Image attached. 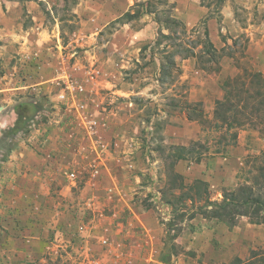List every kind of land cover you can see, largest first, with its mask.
I'll use <instances>...</instances> for the list:
<instances>
[{"label":"rangeland","instance_id":"374dc122","mask_svg":"<svg viewBox=\"0 0 264 264\" xmlns=\"http://www.w3.org/2000/svg\"><path fill=\"white\" fill-rule=\"evenodd\" d=\"M227 1L0 0L43 29L28 55L0 38V264H264V224L202 214L264 148L256 126L232 141L213 123L226 78L264 75V0ZM85 95L106 125L56 126Z\"/></svg>","mask_w":264,"mask_h":264},{"label":"trees","instance_id":"16d2710c","mask_svg":"<svg viewBox=\"0 0 264 264\" xmlns=\"http://www.w3.org/2000/svg\"><path fill=\"white\" fill-rule=\"evenodd\" d=\"M204 32L207 38V30ZM207 45V53L213 58V46L209 41ZM222 86L223 94L214 104L213 123L225 127L224 134L229 133L232 141L237 139L238 129L246 124L258 127L264 138V120L260 118L257 107L264 104V75L244 70L226 78ZM196 144L198 142H194V146ZM185 149V146H180L176 157L184 159ZM249 158L246 164L249 163L251 169L247 170L246 182L225 190L220 202H214L212 207L202 212L204 217L215 218L228 227L235 225L240 216H247L253 223L264 224V148ZM199 159L200 156L197 157Z\"/></svg>","mask_w":264,"mask_h":264},{"label":"crops","instance_id":"0c3cea01","mask_svg":"<svg viewBox=\"0 0 264 264\" xmlns=\"http://www.w3.org/2000/svg\"><path fill=\"white\" fill-rule=\"evenodd\" d=\"M227 3H229V0L227 1ZM37 15H38L37 13L33 14L32 19L34 20V19L38 18ZM20 17H21V12L19 9L16 8L15 5H11V4L8 5V7L5 11L2 8H0V38L4 42L8 41V37H9L8 35L12 34L15 31L16 37L14 38V40L18 41V43L20 44V47H19L20 51L19 52L23 51L24 54L28 55V53H32V51H33L32 49H34L37 45V41H35L34 37H32V33H35V32L36 33H42L43 29L41 27H39V24L37 23V21L34 22L33 25L28 27V29H23L21 26H19V25H21V23L18 21V19ZM11 20H13V21L10 22ZM11 23H13V24H11ZM17 25H18V28H17ZM11 27L14 28V31H12V32H10V29H12ZM6 45H10V44H6ZM64 72L65 73H63L62 75H69V77H70V75H72L70 73L68 74L66 71H64ZM73 77H75V76H73ZM97 77H98V75H96V78ZM70 78L74 82H79L77 80H80V78H78V77H77V79H74L72 77H70ZM91 78L93 79L92 76H91ZM79 84H80V82H79ZM35 85H37V83L33 84V87H35ZM23 87H27V86H25V85H23V86L18 85L17 86L18 89L23 88ZM74 100H73L72 105L75 109L70 110L73 117L68 119L67 121H63V119L60 120L58 122V124H56V126H61V128H64L65 126H68L71 123L76 128V125L79 124L80 122L85 121V123H86L89 120H92L97 125H101V123L103 125H106V122H105L106 116L104 114H102V116H103L102 119H104V120H102V121L96 120L95 121L93 118H90V117H88V115H85L84 112L82 111V108L88 106L87 102L90 101L89 96L87 97V95H85L84 100L82 102L74 101ZM68 109H70V108H68ZM92 131L94 132V128H92ZM62 139H64L62 136H58V135L57 136H51L49 146L50 147L52 146L54 149H56L57 152L56 153L55 152L48 153V155L50 157H53L54 154H55V157L56 156H59V157L65 156V154L63 153V151H65V150H63V148L61 147L62 146V141H61ZM100 139L95 140L91 143L93 144V146H95L96 144L102 145L103 150H105L107 142H105L104 140H100ZM50 169H51V171H56L55 163H53L51 161H50ZM40 170L41 169L38 167L34 168L35 172L39 173Z\"/></svg>","mask_w":264,"mask_h":264},{"label":"built area","instance_id":"2783aa9c","mask_svg":"<svg viewBox=\"0 0 264 264\" xmlns=\"http://www.w3.org/2000/svg\"><path fill=\"white\" fill-rule=\"evenodd\" d=\"M63 83H64V89L69 90L70 92H75V93H79L83 90V86L81 84H79L78 82H74L71 80V78L68 75H64L63 78ZM61 97H63V94H61ZM88 127L91 129V127L93 126V124L95 122H93L92 120H89L86 122ZM67 178L73 182L75 179V174L73 172L69 173Z\"/></svg>","mask_w":264,"mask_h":264}]
</instances>
